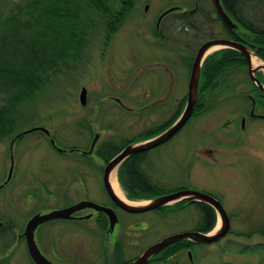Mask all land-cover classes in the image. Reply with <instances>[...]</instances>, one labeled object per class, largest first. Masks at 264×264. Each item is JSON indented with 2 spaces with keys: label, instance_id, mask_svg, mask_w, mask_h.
Listing matches in <instances>:
<instances>
[{
  "label": "rangeland",
  "instance_id": "374dc122",
  "mask_svg": "<svg viewBox=\"0 0 264 264\" xmlns=\"http://www.w3.org/2000/svg\"><path fill=\"white\" fill-rule=\"evenodd\" d=\"M1 1L4 19L18 12L16 4L19 0ZM147 6L149 9L146 11ZM196 6L198 9L195 13L186 16L173 13L162 21L160 31L155 29L158 17L167 9L181 7L193 10ZM239 11L248 22L264 26V0H243ZM215 15L213 0H135L134 9L112 36L107 48L102 42L104 30L91 29L87 32L86 47L68 66H60L51 86L48 85L38 98L21 109L25 117L17 122L15 132L7 139H0V185L8 180L14 157L12 178L0 189V220L12 224L11 230L0 231V264H33L25 242L18 239V229L33 218L38 208L56 207L52 198L38 189L41 185L55 194L71 192V189L78 187L74 181L79 173H83L88 180H101L102 184L101 172L107 165L105 159L108 154L101 165L85 162L78 155H61L41 132L17 136L33 128L44 127L52 133L57 145L64 149L85 147L90 144V132L94 127L90 122L98 128L99 124L104 128L116 122V127L119 125L133 132L139 128L145 129L149 122L171 118L180 105L181 110L168 125L170 127L187 101L191 71L185 63L192 69L190 63L193 58L195 60L197 49L211 39L229 36ZM180 16L185 20H181ZM92 17L99 23L104 21L103 17L95 14ZM43 28L13 34L6 46L8 53H13L12 63L23 58L17 44L21 42L23 45L32 38L37 41L39 37H35V33H42ZM6 30L8 33L12 31ZM239 31L243 32V29ZM216 52L218 50L214 54ZM6 54L4 52V56ZM167 68L172 72L169 73ZM14 70L6 75L11 76ZM245 70L229 69L228 72L232 74L229 83L223 89L200 98L204 106L197 108L196 104L194 116L172 142L162 144L163 147L157 151L151 152L152 149L139 153L151 152L149 165L156 166L160 172H193L196 185L190 186L191 189H201L218 197L230 215L232 233L212 245L195 247L192 253H195V264H264V230L261 228L264 225V112L260 111L264 109V99L252 88ZM9 87L7 81L4 86L0 85V106L5 104L3 99L10 94ZM11 87L19 89L15 83H11ZM83 88L88 90L86 106H82L79 100ZM147 92L152 97H146ZM169 94L170 97H167ZM250 97L257 100L258 106L253 112L260 116L255 117V121L241 122L249 106L252 107ZM115 99L124 100L126 105L138 106L146 104L147 100H156L160 109L152 110L143 119L128 120L114 108L117 106ZM6 107H10V104ZM104 139H113L112 134L105 135L103 139L100 137L97 144ZM208 150L212 151L211 155L205 153ZM135 155L126 160L132 159L129 172L134 169L137 172L143 167L146 171L147 161ZM114 179L127 199L133 194H141L140 198H144L136 202L161 197H150L146 191L139 190L140 187L148 190L139 175L135 174L133 178L136 184H130L122 167ZM165 217L158 213L146 216L150 225L140 230L149 242L198 227L202 209L191 206ZM220 225L217 217L215 227L204 234L212 233ZM257 228H261V231H255ZM83 243L89 255L91 243L89 240ZM175 245H178V251L172 254L177 257L175 263L191 264L187 253L189 248L178 243L170 247Z\"/></svg>",
  "mask_w": 264,
  "mask_h": 264
},
{
  "label": "flooded vegetation",
  "instance_id": "af4514ba",
  "mask_svg": "<svg viewBox=\"0 0 264 264\" xmlns=\"http://www.w3.org/2000/svg\"><path fill=\"white\" fill-rule=\"evenodd\" d=\"M214 1V0H213ZM215 6V4H214ZM216 10V18L218 19V12ZM167 16L166 18H168ZM165 18V19H166ZM181 20H185V17L180 16ZM219 20V19H218ZM222 20V19H221ZM223 22V21H222ZM224 24V23H223ZM225 25V24H224ZM226 26V25H225ZM156 27V26H155ZM192 27V26H191ZM188 26V28H191ZM161 28V26H160ZM227 28V26H226ZM228 29V28H227ZM161 29H159L160 31ZM229 30V29H228ZM241 34L237 35L234 33H228V37L225 38H216V39H228L236 42H240L249 46L262 61L263 52L262 47L254 45L252 43L247 42ZM213 40V39H211ZM210 41V40H209ZM206 43V42H205ZM198 51V49H197ZM196 51V52H197ZM222 50H218L220 52ZM216 52V53H218ZM225 53H218L215 55L216 58L221 59V57ZM243 56V55H242ZM246 61V66L239 65V69L245 68L247 74L249 76L248 71V63L246 58L243 56ZM194 61V58H193ZM185 66L191 71V68L188 64L185 63ZM193 66V63H192ZM167 71L172 72L169 68ZM190 73V72H189ZM255 77L258 81H260L264 85V70H259ZM251 86L255 89L256 92L260 94V98L264 99V91L254 85L250 79ZM152 94L147 92L146 97H150ZM170 97L169 95H166ZM165 96V97H166ZM152 97V96H151ZM156 98V97H155ZM252 107L254 106L255 101V110L257 109L258 103L257 100L250 97ZM117 106L114 108L118 109L124 119L132 120V119H143V116L152 112V110L159 111L160 104H157L156 100H147L144 105H126L124 100L115 99L114 100ZM153 101V102H151ZM260 105V104H259ZM252 107L249 106V110L246 112V115L242 116L241 122H249L255 121V117H259L260 115L253 112ZM178 110H181V106L179 105L175 114L167 118L161 119V121L157 122H149L148 127L145 129L139 128L133 132L126 131L125 128H120L119 125L115 126L116 122H113L112 125H107L106 127H102V124H99L100 127H96L94 123L90 122L95 130L91 128V141L89 145L85 147H76L72 146L70 148L64 149L57 145V143H53L52 133L49 131V135L43 131H37L45 134L46 138L50 141L52 147L61 155H78L85 162H90V164H99L101 165L103 156L107 154V150L105 148L110 149L111 146H115L116 150L122 148V151L128 145L146 139L148 137L159 134L160 132L167 128L170 122L175 118L178 113ZM155 111V112H156ZM264 112V109L260 110ZM194 116V115H193ZM245 119V120H244ZM247 119V120H246ZM117 124V123H116ZM152 124V125H151ZM151 125V126H150ZM95 134H100L101 139L105 135L112 134L113 139H104L100 144H97L94 147L93 152H89ZM177 137V136H176ZM176 137L172 138L169 142H172ZM166 143V144H167ZM165 145V144H164ZM162 146L153 149V151H157ZM112 148V149H113ZM151 152L145 153L142 157L138 159H144L147 161V170L144 171V167L142 169H137V172H125L127 175V179L129 183L136 184L133 181V178L136 175H139L144 183L143 186L148 188V190L142 189L140 186L139 190L146 191L147 195H155L159 194V196L170 195L179 192H187V191H197L199 193L207 194L205 191L201 189L193 190L190 186L195 187L196 184L194 181V177L192 178L193 172H160L156 166L149 165V154ZM206 154H212V151L208 150L205 152ZM107 162H105V165ZM104 166V165H103ZM149 168V169H148ZM135 170V169H134ZM154 170V172H150ZM102 173V184L101 180L95 182L96 179H87L83 173H79L76 177V184L78 187L71 189L70 191H62L55 194L53 191L47 189L45 186L41 185L40 189L45 193L46 196L52 198V202L56 204L55 208H38L34 216L36 215H48L50 213L56 211H65L69 210L66 218H55L51 219L47 222L40 224L36 230L34 231V240L36 245L41 253V255L48 261L49 264H130L137 259H139L151 246L157 244L161 240L165 239L166 236L160 238L159 240L149 242L145 237V234L140 228H145L150 225L149 220L146 216L150 213L159 214L163 218H166L167 214H174L178 211L187 210L189 207L194 206L197 209H202V218L204 227L198 229L196 226L194 229L187 232H199L206 233L205 228L209 226L210 218L207 217V212L204 210L205 207H210L209 204L204 203L202 201H182L177 202L173 205L163 207L161 209H155L152 211H147L143 213H130L117 204L116 201L112 199V197L108 194L104 187V172ZM101 177V175H100ZM71 187V186H70ZM45 190V191H44ZM133 193V192H132ZM213 197V194H211ZM129 200H138L144 199L140 197H132L129 196ZM155 197V196H154ZM217 198V197H216ZM218 199V198H217ZM39 200V199H38ZM63 200V201H62ZM150 200V198H149ZM222 202V201H221ZM223 204V202H222ZM224 207V206H223ZM213 209L212 207H210ZM225 208V207H224ZM214 210V209H213ZM215 211V210H214ZM216 213V212H215ZM116 216V223L112 225L111 217ZM33 216V217H34ZM217 216V214H216ZM31 219V218H30ZM9 221V220H8ZM29 221L26 222L23 228H19L18 239L20 242H25V248L28 250L30 259L33 264H38L30 255L27 239L25 237L26 227ZM11 222H4L0 220V231L1 230H11ZM46 227V229H44ZM44 229V230H43ZM185 233V232H183ZM175 235V234H174ZM45 237L47 239H45ZM90 241V250L89 255H87L86 250L84 248L83 241ZM181 245L187 246L189 260L195 264L196 257L193 258L195 247H205L207 245L203 244H191L188 242L178 243ZM180 245V246H181ZM176 246V245H175ZM136 253L134 254V251ZM166 251L160 253L152 262L148 264H176V255H168L165 253ZM192 255V258L191 256ZM172 258H167L171 257ZM193 260V262H192Z\"/></svg>",
  "mask_w": 264,
  "mask_h": 264
},
{
  "label": "trees",
  "instance_id": "16d2710c",
  "mask_svg": "<svg viewBox=\"0 0 264 264\" xmlns=\"http://www.w3.org/2000/svg\"><path fill=\"white\" fill-rule=\"evenodd\" d=\"M242 1L222 0V3L226 12L239 24L243 32L228 30L217 14L218 19L228 33L236 35L239 32L244 33L241 34L243 38L249 43L261 46L263 52L264 26L248 22L245 19V16L239 11ZM134 2L135 0H19L16 4L18 12L14 16L4 19L1 12L2 1L0 0V85L4 86L5 81L10 84V87L7 88L10 94L9 96L7 94V98L3 99L5 104L0 106V131L2 129L3 134H0V139H7L15 132V125L25 117L20 112L21 109L38 98L42 91H45L48 85L53 82L52 80L57 78V69L60 66H68L73 62V58L86 47L87 32L89 33L91 29L92 31L104 30L105 37H102V42L103 46L107 48L112 36L134 9ZM94 14L97 17H103L104 21L99 23L92 17ZM42 26L45 32L35 33V37H39L37 41L32 38L23 45L21 42L17 44L23 58L12 63L13 53H8V49H6L8 40L12 39L13 34L19 35L22 31H31ZM6 28L12 31L8 33ZM4 52L7 53V56H4ZM223 52L225 54L221 59L215 57L216 54ZM218 53L208 58L204 63L197 108L205 104L200 99L203 95L223 89L229 83V78L232 76L231 72H228L229 69L237 68L239 65L246 66L245 59L238 52L222 50ZM192 63L193 59L190 63L191 66ZM13 69L16 71L14 70L11 76L6 75ZM11 83H15L19 89L11 87ZM7 104H10V107H6ZM3 122L4 124H2ZM113 147L115 146H111L110 149L105 148L108 151V156H105L106 159L104 156L103 158L107 163L122 149L116 150ZM142 155L138 154L135 157H142ZM131 161L132 159L126 161L122 166L124 172L131 170ZM140 196L141 194H133L132 197ZM154 196H159V194L150 195V197ZM204 210L207 212L210 222L203 231L209 232L215 227L217 216L215 211L208 206ZM203 225L202 221L198 225V229L203 228ZM261 228L264 230V225ZM261 228H257L255 231H261ZM177 247L178 245L169 247L165 253L174 254L178 251ZM258 249L260 250L259 247Z\"/></svg>",
  "mask_w": 264,
  "mask_h": 264
},
{
  "label": "water",
  "instance_id": "95a60500",
  "mask_svg": "<svg viewBox=\"0 0 264 264\" xmlns=\"http://www.w3.org/2000/svg\"><path fill=\"white\" fill-rule=\"evenodd\" d=\"M214 4L217 9L219 17L222 19L223 23L227 26V28L232 32L239 31L240 30L239 24L226 12L222 0H214ZM148 9L149 6L146 7V11ZM197 9L198 6H196L195 9L193 10H184L181 7H171L160 14L156 23L157 28L160 29L162 21L167 16L173 13H178L179 15L186 16L195 13ZM214 48H219V50H232L243 55L248 63V71L252 83L264 91V85L260 81H258L255 77V74L259 70L261 69L264 70V61H262L261 58H259L257 54L249 46L228 39H213L204 43L199 48L195 56V60L189 78L187 101L180 116L170 127H168L160 134L153 136L152 138L146 139L144 141H140L128 145L123 151H121L117 156H115L111 161H109L104 169V187L108 192V194L112 197V199L117 202L120 208L130 213H143V212L167 207L177 202H182L187 200L198 201V202L202 201L204 203L209 204L215 210L221 225L219 226V228H216L217 230L215 229L212 233L209 234H204L199 232L196 233L185 232V233H179L166 237L157 244L151 246L139 259H137L136 261L130 264H148L155 255L165 250L166 248L170 247L171 245L182 241H187L193 244L211 245L219 242L222 238H224L226 235L232 232L230 218L226 209L223 207L222 203L218 199L214 198L209 194L199 193L197 191H191V192L187 191V192H179V193L157 197L154 199H150L148 201L140 200L136 202L135 200H129L125 197H121L120 195H118L112 184L113 175L115 173L117 174L119 169L122 167V165L129 157L135 154L152 150L164 143L169 142L190 121V119L193 116L194 108L197 104L200 95V83H201V74H202L203 66L206 61V58L209 56V52ZM254 59H257V61L260 62L261 64L256 65L254 63ZM79 100L82 106H86L88 104L87 88L82 89ZM254 110H255V101L253 106V111ZM92 128L93 130H95L94 127ZM37 131H43L49 135V131L46 128L38 127L25 131L22 134L18 135L17 137L19 138L21 136L28 135L30 133H34ZM100 137H101L100 134H95L90 148L91 152H93L94 147L96 146ZM53 143L55 144L54 140ZM13 158L14 157L12 156V166L10 168V175L8 177V180L3 185H0V189H2L5 185H7L12 178V173L14 171ZM68 212L69 210H65V211H56L48 215H36L28 222L25 231V237L27 239L30 255L38 264H49V263L41 255L36 245V242L34 240V231L40 224L47 222L51 219L66 218ZM111 220H112V225H114L117 221L116 216L113 215L111 217ZM190 256L192 258V255Z\"/></svg>",
  "mask_w": 264,
  "mask_h": 264
},
{
  "label": "bare ground",
  "instance_id": "6f19581e",
  "mask_svg": "<svg viewBox=\"0 0 264 264\" xmlns=\"http://www.w3.org/2000/svg\"><path fill=\"white\" fill-rule=\"evenodd\" d=\"M216 50H219V48H214V49H212V50L209 52V55H213V54L215 53ZM254 63H255L256 65H260V64H261L260 62L257 61V59H254ZM114 177L116 178V173H115V174L113 175V177H112V184H113V186H114L116 192L118 193V195H120L121 197H123V194H122V192H121V189H120V187H118L119 185H118V183H116V180L114 179Z\"/></svg>",
  "mask_w": 264,
  "mask_h": 264
}]
</instances>
